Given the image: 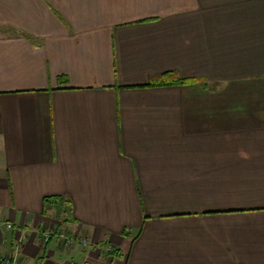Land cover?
<instances>
[{"label": "crops", "instance_id": "obj_1", "mask_svg": "<svg viewBox=\"0 0 264 264\" xmlns=\"http://www.w3.org/2000/svg\"><path fill=\"white\" fill-rule=\"evenodd\" d=\"M0 223L22 264H264V0H0Z\"/></svg>", "mask_w": 264, "mask_h": 264}, {"label": "built area", "instance_id": "obj_2", "mask_svg": "<svg viewBox=\"0 0 264 264\" xmlns=\"http://www.w3.org/2000/svg\"><path fill=\"white\" fill-rule=\"evenodd\" d=\"M4 229L6 231H12L13 225L11 223H0V230ZM50 233L46 234L45 240H48ZM57 242L61 247H64L66 249L71 247H80L82 249H85L88 246V241L85 238H77L74 236H69L65 231L59 232L54 235ZM24 240V236H21L19 239H17L15 243V248L11 251V253H8L6 255L1 256L0 255V264H22L21 258H20V252H21V246L22 242ZM113 251L112 248L108 247L105 249V256L110 254ZM85 264V263H80Z\"/></svg>", "mask_w": 264, "mask_h": 264}, {"label": "trees", "instance_id": "obj_3", "mask_svg": "<svg viewBox=\"0 0 264 264\" xmlns=\"http://www.w3.org/2000/svg\"><path fill=\"white\" fill-rule=\"evenodd\" d=\"M195 82L193 79H182L179 78L176 73L174 72H167L164 73L158 77L150 79V81L143 86H139L140 88H162V87H169V86H182V85H188ZM58 199V198H45L44 203L45 205L52 201V200ZM63 203V201H61ZM125 236H127V233H124ZM116 251H112L110 254H115Z\"/></svg>", "mask_w": 264, "mask_h": 264}]
</instances>
